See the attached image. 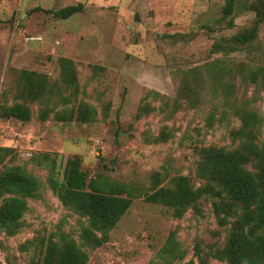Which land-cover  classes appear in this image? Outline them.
Masks as SVG:
<instances>
[{
	"label": "rangeland",
	"instance_id": "rangeland-1",
	"mask_svg": "<svg viewBox=\"0 0 264 264\" xmlns=\"http://www.w3.org/2000/svg\"><path fill=\"white\" fill-rule=\"evenodd\" d=\"M227 1L0 0V103L12 70L58 82V60L65 58L77 71L72 104L96 112L86 124L51 116L40 122L39 107L29 105L27 123L0 119V147L14 155L4 165L41 184L39 197L27 201L18 233L0 231V264L37 262L48 241L62 236L80 244L87 219L64 207L48 184L50 176L62 181L75 157L88 180L122 185L134 197L107 242L84 248L87 264H225L207 255L224 246L231 227L218 224L210 201L176 217L144 198L171 189L179 176L194 188L202 185L198 151L237 146L231 133L239 126L234 107L241 103L260 118L264 141V88L238 75L241 64L264 68V21L254 30L250 10L264 8V0H234L226 18ZM77 5L81 12L66 20L43 12ZM251 31L254 38L244 48L213 52L215 43ZM184 83L197 93L190 99L179 97ZM13 102L9 98L7 105Z\"/></svg>",
	"mask_w": 264,
	"mask_h": 264
},
{
	"label": "trees",
	"instance_id": "trees-1",
	"mask_svg": "<svg viewBox=\"0 0 264 264\" xmlns=\"http://www.w3.org/2000/svg\"><path fill=\"white\" fill-rule=\"evenodd\" d=\"M233 5L234 0L227 1L224 17L230 16ZM81 9V5H77L56 12H43L66 20ZM250 10L255 14V30L264 21V8L250 6ZM252 35L253 31L245 32L235 35L230 42L215 43L213 52L230 53L244 48L254 38ZM58 67L59 81L53 83L46 75L35 71L12 70L11 82L2 93L0 119L27 123L32 118L29 105H37L40 122L47 121L50 116L62 123L94 121L96 112L91 106L72 104L71 99L76 100L78 88L75 64L60 58ZM238 75L258 81L264 88V68L249 69L241 64ZM192 93L197 94L188 83H184L179 97L190 99ZM9 98L14 101L11 105H7ZM234 108L239 126L231 136L237 146L232 150L207 147L198 151L196 172L202 185L194 188L186 177L179 176L173 179L171 189H157L146 194L144 200L171 209L176 217H181L189 209L198 211L201 201H210L218 224L231 227L224 246L210 250L207 255L225 264H264V141L260 139L261 121L245 103ZM12 151L0 147V231L8 236L18 233L22 226L20 220L27 211V201L38 198L41 189L39 181L25 170L4 165L7 159L14 158ZM48 184L64 207L87 219V226H81L80 244L66 236L55 242L50 240L40 260L30 264H87L88 254L84 248L93 251L107 242L109 232L134 197L122 185L107 186L97 179L88 180L77 157L67 161L62 181L50 176ZM123 194H126L125 198Z\"/></svg>",
	"mask_w": 264,
	"mask_h": 264
}]
</instances>
